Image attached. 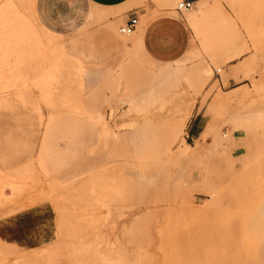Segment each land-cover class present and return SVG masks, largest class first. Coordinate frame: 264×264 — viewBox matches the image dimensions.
<instances>
[{
  "label": "rangeland",
  "instance_id": "rangeland-1",
  "mask_svg": "<svg viewBox=\"0 0 264 264\" xmlns=\"http://www.w3.org/2000/svg\"><path fill=\"white\" fill-rule=\"evenodd\" d=\"M11 1L30 32L0 19L13 99L0 107V264H264V0L181 12L192 46L163 62L136 42L143 22L122 35L90 8L61 34L39 0ZM135 2L179 16L183 0ZM109 25L121 56L104 69L90 34Z\"/></svg>",
  "mask_w": 264,
  "mask_h": 264
},
{
  "label": "crops",
  "instance_id": "crops-1",
  "mask_svg": "<svg viewBox=\"0 0 264 264\" xmlns=\"http://www.w3.org/2000/svg\"><path fill=\"white\" fill-rule=\"evenodd\" d=\"M194 5L202 4L206 0H183ZM61 0H39L38 7L42 22L50 29H56L63 34L66 27L77 26V15L88 17L90 8L95 9L101 20L109 18L110 24L120 21L126 25L132 18H138L139 24L143 22L142 30L138 33L136 42L148 54L158 62L181 59L192 46V30L186 18L178 12L163 15H155V6L150 9L132 8L137 5L135 0H62L67 6L63 9ZM91 16H95L94 13ZM61 26H66L65 29ZM139 26V25H138ZM138 31V30H137ZM136 31V32H137ZM90 37L97 42L98 59L95 60L102 68L114 67L121 56V44L117 34L109 25L99 27L91 31ZM195 122V119L194 121ZM192 126V123H191ZM205 133L201 128L194 129V137Z\"/></svg>",
  "mask_w": 264,
  "mask_h": 264
},
{
  "label": "bare ground",
  "instance_id": "bare-ground-1",
  "mask_svg": "<svg viewBox=\"0 0 264 264\" xmlns=\"http://www.w3.org/2000/svg\"><path fill=\"white\" fill-rule=\"evenodd\" d=\"M32 2H36V0H32ZM202 4H205V1L202 2ZM24 11V10H23ZM23 14H21V12L16 8V6L13 4V2L11 0L6 1L3 5L0 6V19H3V22H5L4 24V28L5 26H7V28L13 29L14 33H19V34H23V31H29L30 32V27L28 28L29 25H27L26 22H24V20L22 19ZM35 19V18H34ZM31 20V19H30ZM32 21V20H31ZM39 26V25H38ZM12 32V31H11ZM38 34V31H37ZM20 36V35H19ZM24 36V35H22ZM38 37V36H37ZM11 38V36H10ZM28 38V37H27ZM12 39V38H11ZM21 40V38H20ZM24 40V39H22ZM26 40V39H25ZM28 40V39H27ZM16 40L11 41L9 39H7L6 41V48L8 49V45L15 43ZM32 51V50H31ZM165 75H170L172 72L171 71H165ZM48 77V76H47ZM46 79V76L43 77L42 75V83H40V87L44 90L47 91L48 90V85L47 83L44 81V79ZM49 78V77H48ZM92 79V78H90ZM89 79V80H90ZM41 80V79H40ZM94 79H92L93 82ZM89 82V81H88ZM91 82V81H90ZM49 91H47L48 93ZM47 99L46 96H43ZM13 105V99H11L9 97V95H3L0 94V107L1 108H10ZM101 119V118H100ZM101 121V120H100Z\"/></svg>",
  "mask_w": 264,
  "mask_h": 264
},
{
  "label": "built area",
  "instance_id": "built-area-1",
  "mask_svg": "<svg viewBox=\"0 0 264 264\" xmlns=\"http://www.w3.org/2000/svg\"><path fill=\"white\" fill-rule=\"evenodd\" d=\"M193 6L194 4L192 2L183 1L182 3L179 4L178 11L179 12L190 11L193 8ZM138 25H139L138 18H132L126 25L120 27L119 32L122 35L130 36L136 32Z\"/></svg>",
  "mask_w": 264,
  "mask_h": 264
}]
</instances>
